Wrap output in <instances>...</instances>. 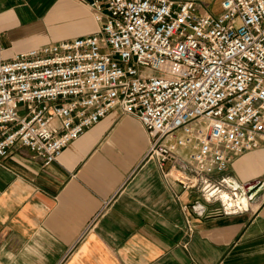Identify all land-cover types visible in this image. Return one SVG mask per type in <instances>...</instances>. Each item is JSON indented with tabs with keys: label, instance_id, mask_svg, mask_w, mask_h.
I'll return each mask as SVG.
<instances>
[{
	"label": "built area",
	"instance_id": "2783aa9c",
	"mask_svg": "<svg viewBox=\"0 0 264 264\" xmlns=\"http://www.w3.org/2000/svg\"><path fill=\"white\" fill-rule=\"evenodd\" d=\"M77 1L95 31L10 56L0 32V162L28 149L49 165L113 110L145 126L170 187L203 191L261 146L264 0H220L217 13L195 0Z\"/></svg>",
	"mask_w": 264,
	"mask_h": 264
},
{
	"label": "crops",
	"instance_id": "0c3cea01",
	"mask_svg": "<svg viewBox=\"0 0 264 264\" xmlns=\"http://www.w3.org/2000/svg\"><path fill=\"white\" fill-rule=\"evenodd\" d=\"M82 6L90 9L77 0H0L5 55L80 35L65 32ZM150 146L138 118L113 110L49 165L28 149L6 157L0 264H264V192L252 194L261 181L264 189V141L203 191L170 187ZM197 200L204 213L223 212L188 213Z\"/></svg>",
	"mask_w": 264,
	"mask_h": 264
},
{
	"label": "rangeland",
	"instance_id": "374dc122",
	"mask_svg": "<svg viewBox=\"0 0 264 264\" xmlns=\"http://www.w3.org/2000/svg\"><path fill=\"white\" fill-rule=\"evenodd\" d=\"M201 6L210 10L211 12H219V2L220 0H195ZM81 3V2H80ZM83 4V3H82ZM78 15V21H74V27H69L66 33L70 34H85L86 32H92L91 30L95 31L98 28V23L93 17L91 10L87 7H80L76 11ZM75 18V17H74ZM83 27H85L83 29Z\"/></svg>",
	"mask_w": 264,
	"mask_h": 264
},
{
	"label": "water",
	"instance_id": "95a60500",
	"mask_svg": "<svg viewBox=\"0 0 264 264\" xmlns=\"http://www.w3.org/2000/svg\"><path fill=\"white\" fill-rule=\"evenodd\" d=\"M205 188L207 189V187H205ZM263 192H264L263 182L261 181L255 186V189H254V191H252V194L254 197H256V196L261 195ZM211 193H213V191ZM199 204H200V201L197 200L195 203H193V207H194V209H196V211H199L200 214H204L205 208H203L202 205H199Z\"/></svg>",
	"mask_w": 264,
	"mask_h": 264
}]
</instances>
